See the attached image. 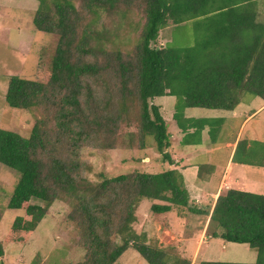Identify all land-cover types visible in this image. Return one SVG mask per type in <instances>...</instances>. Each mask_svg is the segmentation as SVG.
<instances>
[{
    "label": "trees",
    "instance_id": "trees-1",
    "mask_svg": "<svg viewBox=\"0 0 264 264\" xmlns=\"http://www.w3.org/2000/svg\"><path fill=\"white\" fill-rule=\"evenodd\" d=\"M36 1L32 24L58 40L46 80L11 76L7 83L4 100L9 107H40L43 113L29 137L0 129V164L19 175L7 208L18 210L26 204L29 217L14 219L12 238L26 241L55 200L72 201L69 217L87 243V253L77 264H113L128 247L147 264H190L149 245L132 228L138 204L149 200L154 217L173 209L182 215L180 209L186 208L191 220L194 215L208 217L206 232L212 239L244 245L255 253L251 262L194 264H264V195L228 189L212 206H193L177 169L99 174L92 182L82 175L87 163L78 157L82 146L102 138L106 144H99L100 149L113 147L109 139L119 136L130 147L135 137L143 149L148 137L172 164L167 151L171 134L152 101L159 97H174L172 118L185 133L183 144H199L204 127L213 141L221 125V118L185 117V109L230 111L246 95L263 103L264 22L255 18L264 0ZM135 3L143 7L144 21L132 49L122 51L115 46V34L109 35L104 25L97 29L96 22L116 11L121 23ZM190 22L199 31L192 45H155L161 29ZM240 143L246 141L240 139L235 152ZM33 199L43 205L31 204ZM112 236L120 242L111 243Z\"/></svg>",
    "mask_w": 264,
    "mask_h": 264
},
{
    "label": "rangeland",
    "instance_id": "rangeland-1",
    "mask_svg": "<svg viewBox=\"0 0 264 264\" xmlns=\"http://www.w3.org/2000/svg\"><path fill=\"white\" fill-rule=\"evenodd\" d=\"M259 3V7L257 6L258 11H260L259 20L264 22V2ZM36 8V0H0V129L15 132L22 137H29L33 125L37 119L42 117L43 113L40 107H33L28 110L9 107L4 100L8 80L11 76L46 80L48 76L47 67L50 64L58 40L56 34L45 33L34 27L32 18ZM99 21L96 22L97 29L100 30L102 25L106 26L108 32H110L109 35L113 36L115 34L118 39L115 41V46H119L122 51H130L138 38L144 21L143 7L139 3L132 5L126 14V19H123L121 23L119 14L116 11L113 14H103ZM198 33L199 31L194 29L191 22L179 27L170 26L161 29L155 45L160 47L167 43L177 47L189 46L196 41ZM248 97L254 99V97L246 95L235 106L237 107L242 102L247 104ZM255 100L258 102L261 99L255 97ZM152 101L159 105V111L171 134L172 146L167 151L172 158L179 159L177 156L179 153L183 155L184 151L182 149L184 148L180 145L182 135L172 118L174 97L164 96ZM256 102L254 103L257 104ZM217 111L219 110L192 107L185 109L184 114L213 118L211 116H215L214 112ZM52 125L51 123L50 126ZM134 129L132 127L133 131ZM247 130L249 132L253 131L255 139L252 140L249 149L245 148L243 143H240L237 151L233 153V163L257 168L264 167V111L249 122ZM202 138L204 144L194 148V153H199L198 159H203L207 152L216 146V144L212 145L208 135L203 136L202 134ZM109 140L113 146L109 149H100L99 144H106L104 143L106 140L102 138L97 140L96 143L82 146L78 150V157L87 163L82 175L89 181L97 182L99 174H103L105 177H113L134 171L156 173L174 168L175 164H178L175 161H173L175 164H168L164 161L151 138L146 137V146L143 149L138 147L139 144L136 142L135 137L131 147L128 146L129 143L126 142L125 138L121 136L116 138V141H112L111 138ZM184 160L186 159L184 158ZM205 166L203 165V170L200 172L198 169L199 175H196V178L202 180L207 177ZM180 167L181 165L177 166L178 169ZM245 172L241 174L242 185H244L245 190L259 194L264 193V179L263 182L262 180L258 182L254 173ZM18 177L16 171L0 164V247L2 250L0 263H79L87 253V243L83 232L69 217L73 207L72 201L55 200L47 208L45 216L26 241L18 242V240L15 241L16 238H12L14 235L11 232V227L14 219L18 216L29 219L25 214L26 204L18 210L7 208V203ZM197 184L200 185V182ZM193 185L195 186V184ZM189 191L190 205L205 206L211 204L212 201L208 199L207 192L200 189L194 191L189 189ZM30 203L43 205V203L34 199ZM151 203L152 201L142 200L138 204L134 212L136 218L132 223V228L137 233L145 236V242L164 249L172 256L190 258L191 262L192 258L198 261L201 254L203 256L201 258L207 256V252L204 251V254L202 251L206 247L204 242L208 243L206 237L209 240L210 236L207 233L205 237H201L202 233L194 236L193 233L204 230L208 217L194 215L191 220L186 208H183L180 209L183 212L182 215L179 214L178 209H173L166 213L167 215L156 218L149 209ZM18 238L21 239V237ZM112 238L113 236L110 238L111 243L112 240L120 242L118 236ZM232 246H240V244H232ZM235 248V251H233L234 257H219V254H216V258H221V261H238L235 259L238 257L245 260L247 251H244L241 246ZM253 254L255 257V253ZM113 264L147 263L132 247H128Z\"/></svg>",
    "mask_w": 264,
    "mask_h": 264
},
{
    "label": "crops",
    "instance_id": "crops-1",
    "mask_svg": "<svg viewBox=\"0 0 264 264\" xmlns=\"http://www.w3.org/2000/svg\"><path fill=\"white\" fill-rule=\"evenodd\" d=\"M256 11H257V15L255 21L260 22L259 20L260 11H258V8L256 9ZM247 101H248L247 104H243V102L239 103L237 107L235 106L230 111L212 109L215 111L219 110L217 112H214L216 114L215 116H211V117L221 118L220 121L221 125L215 133V139L212 141L209 137L212 145L216 144L215 148L210 150L212 153L210 151L209 152L206 151L207 154L203 159L197 158L199 153H194L195 152L194 148L204 144L202 134L203 136L204 135L209 136L207 132L208 127H204V129L201 131L199 144H183L182 138L185 133L180 131V129L177 127L182 135V138L180 140V145L183 146L184 149H182V151L184 152L183 155L180 153L178 154L177 157H179V159L172 158V160L175 161V163H178L176 165L173 162L175 164L174 169H177L182 174L184 181H186L185 186L187 188L188 193L190 194L189 189L192 191L200 189L201 191L207 192L206 195L209 197L208 199L212 201L210 204L211 206L213 205L217 196L219 194H223L228 189H238L241 191L254 193L252 191H246L245 188L243 187L244 185H242L241 174L246 173L245 171H248L249 173H254L255 177L258 179V182L261 180L263 182L264 167L257 168L250 165L233 163L232 156H234L233 153H235V149L238 141L240 139H244L246 141L245 148H249L252 140L255 139L253 135V131L252 132H249L248 130L246 131L247 125L252 119L257 117L260 113L264 111V102L263 103L261 101L256 102L257 100H255V97L254 99L248 97ZM254 102H256L257 104H255ZM185 117L210 118V116L202 117L194 114L185 115ZM191 130L192 129H189V131ZM221 137H223V139H221ZM222 149L224 150L222 151ZM184 158L186 160H184ZM181 162L184 164H182ZM178 165H181L179 169L177 168ZM203 165H206L205 169L207 168L206 169L207 177L201 180L199 178H196L197 177L196 175L198 172V167L199 166L201 167ZM198 182H200V185L197 184ZM193 184H195V186ZM254 194H259V193H254ZM261 194L264 195V193ZM202 204L205 205L204 203ZM207 226H208V221L206 222V227H204L203 231L202 230L195 231L193 235L196 236L197 234L202 233L201 237H205L207 233L206 232ZM206 241H208V243L204 242L206 247L202 252L203 253L204 251L205 253L207 252V256L205 258H201L203 257L201 254V257H199L198 261L195 258H194L195 260L192 258L191 259L192 262L190 261V264L198 263L203 260H220L221 258H216V254H219V257L232 258L235 255L233 253V251H235L236 249L235 247H240V246L244 248V251H247L246 259L244 260L240 257L235 259L241 262H251L255 258L253 254L254 250L248 248L247 246L244 245L232 246L231 243H227L218 238L212 239L211 237L209 240H207L206 237ZM187 259L190 260V258ZM238 261L229 260V262H238Z\"/></svg>",
    "mask_w": 264,
    "mask_h": 264
}]
</instances>
